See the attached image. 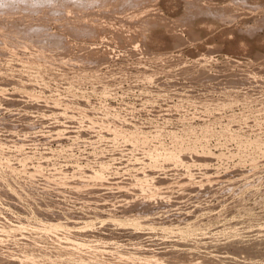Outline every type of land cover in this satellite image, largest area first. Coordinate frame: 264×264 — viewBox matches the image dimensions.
Instances as JSON below:
<instances>
[{"label": "rangeland", "instance_id": "374dc122", "mask_svg": "<svg viewBox=\"0 0 264 264\" xmlns=\"http://www.w3.org/2000/svg\"><path fill=\"white\" fill-rule=\"evenodd\" d=\"M0 264H264V0H0Z\"/></svg>", "mask_w": 264, "mask_h": 264}]
</instances>
